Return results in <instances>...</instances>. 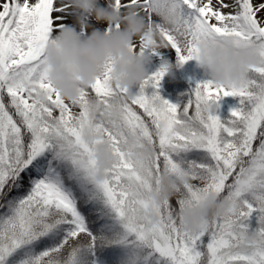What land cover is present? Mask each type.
I'll list each match as a JSON object with an SVG mask.
<instances>
[{"label": "snow or ice", "instance_id": "snow-or-ice-1", "mask_svg": "<svg viewBox=\"0 0 264 264\" xmlns=\"http://www.w3.org/2000/svg\"><path fill=\"white\" fill-rule=\"evenodd\" d=\"M111 6L157 25L180 65L209 39L253 47L260 62L239 84L197 83L179 104L159 93L165 71L130 91L114 86L110 62L67 101L48 78L46 48L68 27L72 0H0V264H264V0ZM148 43L133 50L156 54ZM225 97L239 102L222 119ZM98 148L113 156L102 180ZM165 171L192 182L156 204ZM209 194L231 209L186 232L181 214Z\"/></svg>", "mask_w": 264, "mask_h": 264}, {"label": "clouds", "instance_id": "clouds-1", "mask_svg": "<svg viewBox=\"0 0 264 264\" xmlns=\"http://www.w3.org/2000/svg\"><path fill=\"white\" fill-rule=\"evenodd\" d=\"M107 6H102L99 0H72L76 13L77 24L60 31L54 41L46 48L49 66L48 78L52 86L67 101L79 98L81 88L92 85L98 76H102L105 66L111 62V77L114 86L130 91L141 85L150 75L151 56L133 50V44L142 36L147 35L149 49L165 48L163 40L157 31V25L146 22L143 14L135 9L126 13L118 12L111 6V0H106ZM93 17L97 23L121 24L119 31L96 28L90 24L91 32L87 37L81 35L79 27H84L85 19ZM176 18L164 20L166 26L177 23ZM197 64L204 74L215 83L224 86L241 83L247 76L251 66L260 62V56L253 47H237L233 40L220 42L211 39L201 42ZM174 65L165 62L159 70L166 75L172 73ZM37 99L46 100V92L41 90ZM91 142L95 139L88 135ZM97 179L104 178V172L110 165L113 156L106 148H98ZM190 177L183 172L170 176L165 171L160 177L158 193L153 194V200L159 204L164 199L173 198L180 184L191 183ZM227 200H220L215 194H209L198 205L184 210L180 217V225L186 232H197L205 226L206 218L214 219L231 209Z\"/></svg>", "mask_w": 264, "mask_h": 264}, {"label": "rangeland", "instance_id": "rangeland-1", "mask_svg": "<svg viewBox=\"0 0 264 264\" xmlns=\"http://www.w3.org/2000/svg\"><path fill=\"white\" fill-rule=\"evenodd\" d=\"M102 6H107L106 0H99ZM76 13L72 15L68 22V26L76 25ZM94 26L96 28L107 29V23H97L93 17H87L85 19L84 27H79L78 30L81 32V35L85 38L91 32V27H87V25ZM139 52V50H137ZM146 54L151 56V64L149 65V74H153L157 72L161 65L166 61L170 62L174 65H180L178 63V56L174 50L169 48H161L158 50L156 54H152L147 52ZM181 70V72H179ZM209 79L203 72L202 69L198 67L196 60L188 61L184 63L178 68H174L172 73L164 76L163 80L160 83L159 93L164 98L169 100L172 103H182L187 99L188 94L191 92L193 88L197 85V83ZM134 88L133 91L138 90ZM238 98L234 97H225L220 101V110L219 115L222 119H227L231 115V110L238 104ZM15 194V193H14ZM174 202V201H173ZM82 210L87 214L88 208L82 206ZM256 226V222L253 221V227Z\"/></svg>", "mask_w": 264, "mask_h": 264}]
</instances>
